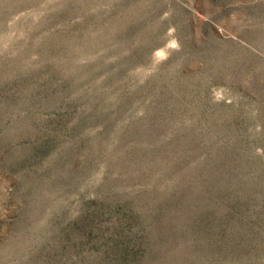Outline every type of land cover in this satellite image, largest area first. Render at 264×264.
Segmentation results:
<instances>
[{
    "label": "rangeland",
    "instance_id": "obj_1",
    "mask_svg": "<svg viewBox=\"0 0 264 264\" xmlns=\"http://www.w3.org/2000/svg\"><path fill=\"white\" fill-rule=\"evenodd\" d=\"M0 264H264V0H0Z\"/></svg>",
    "mask_w": 264,
    "mask_h": 264
}]
</instances>
